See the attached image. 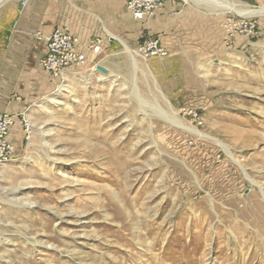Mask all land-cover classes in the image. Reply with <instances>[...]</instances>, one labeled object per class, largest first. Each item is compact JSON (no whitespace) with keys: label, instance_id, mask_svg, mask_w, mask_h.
I'll use <instances>...</instances> for the list:
<instances>
[{"label":"rangeland","instance_id":"obj_1","mask_svg":"<svg viewBox=\"0 0 264 264\" xmlns=\"http://www.w3.org/2000/svg\"><path fill=\"white\" fill-rule=\"evenodd\" d=\"M228 1L165 4L174 50L155 60L137 52L143 27L121 38L120 10L125 47L99 64L108 73L90 63L62 80L37 61L3 68L10 47L39 40L22 0L0 7V98L21 105L0 175V264H264V15L244 16L264 0ZM230 16L257 32L229 40ZM172 117L228 145L254 183Z\"/></svg>","mask_w":264,"mask_h":264},{"label":"crops","instance_id":"obj_2","mask_svg":"<svg viewBox=\"0 0 264 264\" xmlns=\"http://www.w3.org/2000/svg\"><path fill=\"white\" fill-rule=\"evenodd\" d=\"M72 1L73 0H30L27 5L23 7L24 10L26 8L27 10L25 15L22 14V19L23 21L31 20L36 27L35 29H37V32L41 31L44 34H49L56 27L65 25L69 26L71 31L78 34L84 41H88L92 37L102 38L104 41L103 49L101 55L98 56L96 63L97 65H105L103 62L108 58L107 52L115 53L119 50L120 45L125 47V45L122 44L121 39L116 37L120 35L121 31H123L122 28H118L117 25V22L120 21L122 16L120 10L129 13L126 8V0H123L122 8L120 7L119 10L115 11H110L111 8H102L101 4L99 5V0H80L79 7ZM171 7L173 6L165 5L156 15L144 20H136L129 13L127 19L128 23L132 25L128 26L131 27L128 31L130 34L124 35V37L121 38L126 40L128 45L133 44V39L138 38L140 35V33L135 32H137L140 27H143L146 32L144 35L146 37L148 36L147 38L160 37L168 49L173 51V39L164 36L166 33L164 23L168 19L165 12L170 11ZM112 34L114 37H112ZM176 38L177 36L175 39ZM46 50V43L44 41H38L34 50L28 52L18 46L10 47L5 53V60L2 62L3 68L23 69L27 66L26 64H32L36 61L40 65L39 60L46 54ZM104 50L105 53H103ZM155 59L156 58L153 60ZM40 67L42 68L41 65ZM157 74L158 77H161L162 79L165 77L163 72L159 73V71H157ZM0 110L18 114L21 110V105L15 102L8 103L6 99L0 98ZM18 130L19 126L17 124L11 130L10 140L13 143H15Z\"/></svg>","mask_w":264,"mask_h":264},{"label":"built area","instance_id":"obj_3","mask_svg":"<svg viewBox=\"0 0 264 264\" xmlns=\"http://www.w3.org/2000/svg\"><path fill=\"white\" fill-rule=\"evenodd\" d=\"M30 0H22L25 7ZM175 0H126L128 12L136 20H144L162 9L165 4ZM259 27V22L253 17H228L225 31L229 34V40L236 33H244L247 36L254 35ZM39 41L46 43V54L39 60L40 65L55 79H63L64 75L73 68H83L88 64L94 70L97 66L96 60L102 53L103 39L92 37L84 41L81 37L71 31L69 26L56 27L51 33L44 34L41 31L35 33ZM137 52L145 59L165 58L169 56L168 47L160 38H148L138 47ZM20 98H17L19 100ZM19 115L0 110V175L5 164L13 155L14 147L10 140L11 130ZM24 120L26 131H29V122Z\"/></svg>","mask_w":264,"mask_h":264},{"label":"bare ground","instance_id":"obj_4","mask_svg":"<svg viewBox=\"0 0 264 264\" xmlns=\"http://www.w3.org/2000/svg\"><path fill=\"white\" fill-rule=\"evenodd\" d=\"M7 1H9V0H0V6L3 5V4H5ZM203 1H204V2H207V1H213L214 3H217L218 6H222L221 3L229 2L228 0H203ZM246 10H247V9H246ZM247 15H264V8H260V9H249V10L245 11V13H244V16H247ZM132 56H133V59H134V58H135L134 55H132ZM24 118H25V117H24ZM25 119H26V118H25ZM26 120H27V119H26ZM172 120H173L174 123H178V124L181 125L183 128H185V129H187V130H189V131H191V132H193V133H195V134H197V135H199V136H203V137H206V138H209V139L215 141V143H217L218 145H220V147H222V149H224V150L227 152L228 157H229V158H230V159H231L236 165H238V167H239V168L245 173V175L247 176V178H248L249 180H251V181L254 183V181H253V180L250 178V176L248 175V172H247V168H246V166L242 163V161H241L239 158H237V156H236L234 153H232V151H231V149H230V147H229L228 145H226L225 143H223V142L220 141L219 139H216V138L211 137V136H208V135H203L200 131H197V130H195V129L192 128V127H187V126H185V125H182L181 122H179L178 120L174 119L173 117H172ZM27 121H28V120H27ZM29 123H30V122H29ZM6 167H7V164L4 165V167H3V169H2V172L5 171ZM261 189H262V188H261ZM261 191L264 193L263 189H262Z\"/></svg>","mask_w":264,"mask_h":264},{"label":"water","instance_id":"obj_5","mask_svg":"<svg viewBox=\"0 0 264 264\" xmlns=\"http://www.w3.org/2000/svg\"><path fill=\"white\" fill-rule=\"evenodd\" d=\"M96 67L99 72L104 73V74L108 73V69L103 67L102 65H97Z\"/></svg>","mask_w":264,"mask_h":264}]
</instances>
